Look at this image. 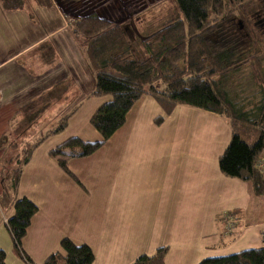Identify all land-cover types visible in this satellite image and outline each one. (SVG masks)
I'll return each mask as SVG.
<instances>
[{"label": "crops", "instance_id": "crops-1", "mask_svg": "<svg viewBox=\"0 0 264 264\" xmlns=\"http://www.w3.org/2000/svg\"><path fill=\"white\" fill-rule=\"evenodd\" d=\"M55 3L51 9L29 4L7 10L0 1V184L4 172L16 165L14 158L5 160L7 151L18 147L6 141L11 124L20 129L16 136L24 137L28 129L35 130L37 120L53 102L66 100L72 89L78 97L63 106L66 111L77 113L75 108L85 99L91 103L88 117L102 103L87 99L92 97V86L84 82L82 73L75 83L76 74L62 64L67 54L58 53L56 41L51 45L52 33L66 24ZM70 77L74 79L67 83ZM43 93L55 100L32 124L25 125L20 107ZM179 106L165 115L152 97L142 96L127 112L125 123L105 142L112 146L103 151L106 168H94L101 161L97 157L96 162L97 150L69 159L68 169L77 181L42 152V144L33 152L23 165L15 196L26 197L37 207L22 241L35 264L55 252L47 245L51 236H56L57 246L64 237L87 244L94 254L92 264H131L139 255H152L162 246L169 248L165 264H196L205 257L263 245L264 196L255 195L250 182L228 177L218 167V157L229 140L228 124V136L222 147L217 146L221 116L201 115L206 122L199 133L191 132L195 114L189 118ZM159 116L165 126L161 135L153 127ZM136 141L141 144L135 147ZM27 142L31 141L23 140L22 146ZM165 154L172 165H165ZM89 165L103 174L88 180L87 191L81 175L83 169L89 172ZM184 176L190 181L182 185ZM78 195L83 197L75 198ZM13 212L9 208L0 219V249L7 264H26L12 249L5 226Z\"/></svg>", "mask_w": 264, "mask_h": 264}, {"label": "trees", "instance_id": "trees-1", "mask_svg": "<svg viewBox=\"0 0 264 264\" xmlns=\"http://www.w3.org/2000/svg\"><path fill=\"white\" fill-rule=\"evenodd\" d=\"M1 4L7 10L29 4L44 9L54 7L53 0H1ZM174 4V14H167L164 21L155 23V29L144 34L134 35L120 25L123 23L94 12L75 21L74 28L84 40V54L94 73L90 95H107L110 99L89 118L91 127L99 134L98 140L69 137L49 153L60 155L59 167L77 181L68 169L69 159L85 157L99 149L125 123L131 107L148 95L165 115L186 105L226 118L230 133L218 157L219 170L228 177L250 182L254 194L263 197V174L255 162L264 149V88L252 99L255 103L249 109L238 105L228 92L231 75L242 68L249 69L255 83L262 74L264 42L257 34V24H251L252 29L247 23L234 24L235 20H246L254 0H174ZM54 100L53 95L43 93L22 105L25 125L32 124ZM73 112L74 109L62 116L56 127L35 141L27 142L16 157V165L4 172L1 179L0 219L13 208L5 226L12 249L26 264H35L24 251L22 240L37 207L28 198L15 196L22 168L50 133L65 130ZM162 118H155V123L161 124ZM59 246L61 252L51 253L41 264H57L61 257L65 264H92L94 260L87 244H76L64 237ZM168 249L158 247L154 254H141L131 264H165ZM0 264H7L3 249ZM196 264H264V244L224 256L205 257Z\"/></svg>", "mask_w": 264, "mask_h": 264}, {"label": "rangeland", "instance_id": "rangeland-1", "mask_svg": "<svg viewBox=\"0 0 264 264\" xmlns=\"http://www.w3.org/2000/svg\"><path fill=\"white\" fill-rule=\"evenodd\" d=\"M1 1V0H0ZM55 1L58 4V8L56 7L57 11L63 16V18L66 21V24H64L63 27L58 29L56 32L52 33L53 42L51 43L52 47L55 45V41L57 43V49L58 53L67 54V57L62 60V64H66V68L68 71H73L76 75H73L75 77V83L76 78L80 73H82V77L84 79V82L88 84L89 86H92L93 88V81H94V73L89 68L85 54H84V40L81 36H79L76 33V30L74 28L75 21L79 18L85 15V13L94 12L98 14L101 17H105L108 19H112L116 23L121 22L126 27L129 28V30L134 35L144 34L149 31L156 28L158 24H155L157 21H164L168 15H173L175 12V4L174 0H53L54 5L56 4ZM255 5V6H254ZM125 6V9H124ZM62 10L65 12L63 13ZM247 10V9H246ZM33 13V11H31ZM112 14L113 16H111ZM253 14V15H252ZM157 22V23H158ZM248 24V27L252 29L251 24H257V34L261 38H263L264 42V0H254V4L251 8L248 9L247 12V18L244 21H238L235 20L234 24ZM63 41H66L64 43ZM43 53L44 55H47V48L48 45L44 43L42 45ZM262 48H264V45H262ZM71 57V58H70ZM73 57V59H72ZM261 76L259 77L258 81L256 83L254 80H252L251 73L249 69L242 68L238 72H235L230 77V83L228 87V92L230 95L235 99V102L238 105L245 106L247 109L252 108V104L255 103L254 100L257 94L262 92V89L264 88V60L261 64ZM74 79V78H73ZM72 77L68 78V82L73 80ZM63 84V83H62ZM158 85L163 87V84L161 82L158 83ZM159 86V87H160ZM58 92V91H56ZM77 94L76 90L72 89L69 93V97L66 100L57 99L53 102L52 108H49L44 115L41 116L40 119L37 120V124L34 127L33 130H27L25 132L24 137H22V134L20 136L18 135L20 129L16 125L10 126L11 134L9 135V139L6 140L7 142L12 144H18V147L14 149L13 151L10 150L9 153L7 151L6 153V159H15L18 156L19 150L23 147L22 143L25 141H34L35 139L39 138L43 132L46 130L53 129L58 124L59 119L64 116L65 114H68L71 110H64L65 106H67L69 103L74 102V99H76ZM259 97V95H258ZM87 99H96L102 101V103L106 102L110 99V96H92L90 98L87 97ZM152 100V99H148ZM101 103V104H102ZM91 103H88L87 100L84 99V101L77 105L75 108L77 110V113L74 111L69 119L67 120V127L65 130L60 131L58 133H50L48 137L44 140L42 143L41 150L42 152H46L51 158L54 163L57 164L58 158H60V155L51 156L49 154V151L55 149L58 145H60L63 141L68 139L69 137L78 136L82 137L81 139L83 141H95L99 139V134L91 127L89 123V117L92 113L87 117L86 111L89 108ZM64 106V107H63ZM181 110L184 111L186 115H190L189 118H193V115L195 114V117L192 119L190 123V131L199 133L201 126L206 122L204 119H202L201 115H210L209 112H206L202 109L193 108L186 105H180L179 106ZM244 107V108H245ZM245 108V110H246ZM73 109V108H72ZM188 118V119H189ZM201 118V119H200ZM215 118V117H212ZM214 120V119H213ZM222 124L219 123L217 125L216 129L218 130V138H217V146H221L223 143V140H225L228 136V127H227V119L224 117H221ZM155 124V123H154ZM153 124V127L155 129L156 134L163 133L165 134V126L164 124L161 126V124ZM212 126V124L207 123V126ZM158 126H161L157 128ZM18 128V129H17ZM199 128V131L197 132ZM41 131V132H40ZM79 132V135H75V133ZM26 140H25V139ZM84 138V139H83ZM13 141V142H12ZM134 143V142H133ZM185 143V142H183ZM141 144V141H136L134 143L135 147L136 145ZM130 145V142H129ZM111 143H108L105 145V143L97 149L95 152V158L97 162V157L101 158V161L96 163L94 165V168L99 167V165H102L106 168L107 160L106 157L103 156V151L106 149H110ZM130 147V146H129ZM222 147V146H221ZM17 154V155H16ZM5 156V154H4ZM131 162V161H130ZM172 165L171 161L168 157V154H165V165ZM9 169V168H8ZM7 169V170H8ZM83 175H81V180L85 183L86 190L89 189V179H97V175H102V170H93V167L89 165V172H86V169H83ZM190 181V180H189ZM187 177L184 176L180 180V184H188ZM110 188H107V191H109ZM90 193H94V191H91ZM124 195V190L122 192V196ZM129 195H132L131 193ZM83 196L78 195L75 198H82ZM125 207V206H124ZM48 221V220H47ZM221 224V223H220ZM219 224V225H220ZM64 227L60 229V231H64ZM58 231H55V235ZM55 237L52 238L49 237L47 239V245H50L54 247L55 252H61V249L57 244H55ZM23 241V240H22ZM58 264H65L64 259L59 258Z\"/></svg>", "mask_w": 264, "mask_h": 264}, {"label": "built area", "instance_id": "built-area-1", "mask_svg": "<svg viewBox=\"0 0 264 264\" xmlns=\"http://www.w3.org/2000/svg\"><path fill=\"white\" fill-rule=\"evenodd\" d=\"M255 167L257 168L259 173L263 174V179H264V149H263L262 153L260 154V156L257 158V160L255 162ZM230 224L227 226L228 231L232 228V226ZM262 240H263V244H264V233L262 236Z\"/></svg>", "mask_w": 264, "mask_h": 264}]
</instances>
